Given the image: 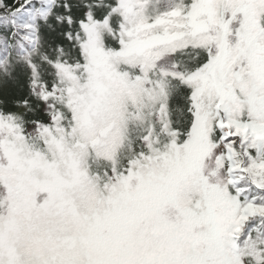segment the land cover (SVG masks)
<instances>
[{
	"label": "snow or ice",
	"instance_id": "6c2138e0",
	"mask_svg": "<svg viewBox=\"0 0 264 264\" xmlns=\"http://www.w3.org/2000/svg\"><path fill=\"white\" fill-rule=\"evenodd\" d=\"M0 264H264V0H0Z\"/></svg>",
	"mask_w": 264,
	"mask_h": 264
}]
</instances>
